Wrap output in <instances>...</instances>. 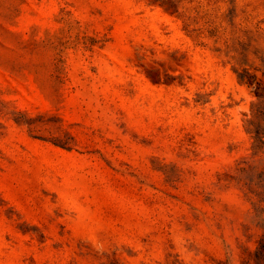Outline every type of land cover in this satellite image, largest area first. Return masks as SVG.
<instances>
[{
	"label": "rangeland",
	"instance_id": "374dc122",
	"mask_svg": "<svg viewBox=\"0 0 264 264\" xmlns=\"http://www.w3.org/2000/svg\"><path fill=\"white\" fill-rule=\"evenodd\" d=\"M0 264H264V0H0Z\"/></svg>",
	"mask_w": 264,
	"mask_h": 264
}]
</instances>
